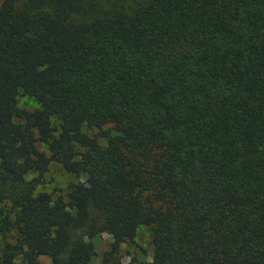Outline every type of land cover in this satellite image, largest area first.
I'll list each match as a JSON object with an SVG mask.
<instances>
[{"label": "trees", "instance_id": "obj_1", "mask_svg": "<svg viewBox=\"0 0 264 264\" xmlns=\"http://www.w3.org/2000/svg\"><path fill=\"white\" fill-rule=\"evenodd\" d=\"M0 215V264H264V0H0Z\"/></svg>", "mask_w": 264, "mask_h": 264}, {"label": "rangeland", "instance_id": "obj_2", "mask_svg": "<svg viewBox=\"0 0 264 264\" xmlns=\"http://www.w3.org/2000/svg\"><path fill=\"white\" fill-rule=\"evenodd\" d=\"M131 4L130 1H125L123 6ZM104 8H108L107 4H104ZM16 104L20 108L31 109L37 105L36 101L24 94H18L16 98ZM53 122H57V118L53 119ZM86 132H93L94 129H84ZM40 149L46 151L43 145H39ZM82 173L77 165L76 158L71 159L66 165H62L58 162L51 161L48 164L46 171L41 177V183L37 185V189L50 192L52 195L63 194L71 182L82 179ZM3 214V213H2ZM2 215H0V222ZM6 239L11 238V232L5 234ZM2 235H0V243L2 242ZM110 236L106 233L97 234L93 238L96 257L95 262L99 260L100 253L108 246ZM121 259L126 264H141L142 261L149 259L151 253L150 242V227L148 225H140L136 228L133 238L126 243L122 244L120 248ZM37 264H50L49 259L46 256H39Z\"/></svg>", "mask_w": 264, "mask_h": 264}]
</instances>
